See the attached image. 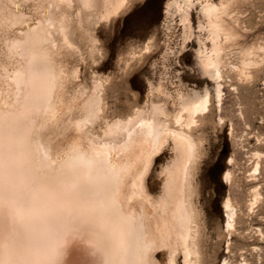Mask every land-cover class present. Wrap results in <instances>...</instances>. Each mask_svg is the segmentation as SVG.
I'll use <instances>...</instances> for the list:
<instances>
[{
    "label": "bare ground",
    "instance_id": "1",
    "mask_svg": "<svg viewBox=\"0 0 264 264\" xmlns=\"http://www.w3.org/2000/svg\"><path fill=\"white\" fill-rule=\"evenodd\" d=\"M131 1L0 0V264H203L200 133L214 104L219 122L225 118L232 85L223 68L225 46L237 37L235 0L165 4L169 50L178 16L186 42L197 43L196 61L207 76L215 71L212 89L171 92L150 83L144 106L108 121L104 81L95 78L88 90L74 86L80 71L68 58L76 54L77 25L108 23ZM255 50L243 52L240 77L248 79L260 62ZM155 91L166 99H153ZM168 149L174 156L154 196L150 174ZM252 161L248 202L232 193L222 202L231 236H245L243 216L259 219L264 209V152L252 153ZM236 163L232 156L222 176L231 187ZM254 232L264 239L262 228ZM233 248L232 237L222 264H234Z\"/></svg>",
    "mask_w": 264,
    "mask_h": 264
},
{
    "label": "rangeland",
    "instance_id": "2",
    "mask_svg": "<svg viewBox=\"0 0 264 264\" xmlns=\"http://www.w3.org/2000/svg\"><path fill=\"white\" fill-rule=\"evenodd\" d=\"M167 1L132 0L118 18L108 23L100 24L95 18L85 20V24L74 28L76 54L68 58L72 66H77L80 71L74 86L88 90L92 88L95 78L104 81L108 92L104 119L110 121L115 116L126 115L134 108L144 106L150 83L154 89L164 85L171 92L177 88L197 92L212 89L215 71L212 70V75L207 76L201 63L196 61L194 49L197 43L186 42L187 32L178 16L173 24L171 42L174 48L169 50L164 27ZM233 14L237 37L225 46L223 69L229 85L237 87V91H232V87L227 89L224 121L219 122L221 113L214 104L212 116L203 120L205 128L200 133L203 153L196 173V201L203 218V264H222L229 255L227 247L232 237L234 264H240L243 258L248 264L264 263V239L254 232L258 228L264 231V209L259 219L243 216L245 222L241 224V232L244 231L245 236H231L221 208L229 193L241 202L243 198L242 203L248 202V178L253 166L251 156L255 151L264 152V0H235ZM199 18V11H195L194 27L198 25ZM148 42L151 50L145 53ZM208 46L211 47L209 43ZM250 47L256 48L255 54L259 56L256 59L260 62L249 69L251 78L246 79L240 77L238 67L243 52ZM132 48L136 53L134 56H131ZM153 99L161 101L166 98L155 91ZM103 121L95 126V132L102 131ZM173 156V151L168 149L153 166L149 187L154 196L162 193L163 170ZM232 156L237 158V163L234 166L235 181L231 187L223 181L222 176ZM242 207L245 210V204ZM258 248L262 251L259 252Z\"/></svg>",
    "mask_w": 264,
    "mask_h": 264
}]
</instances>
